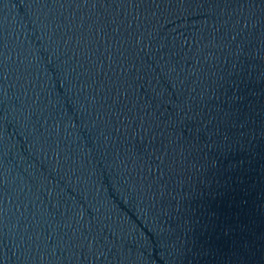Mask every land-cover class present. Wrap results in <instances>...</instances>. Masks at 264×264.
<instances>
[{
	"label": "water",
	"instance_id": "water-1",
	"mask_svg": "<svg viewBox=\"0 0 264 264\" xmlns=\"http://www.w3.org/2000/svg\"><path fill=\"white\" fill-rule=\"evenodd\" d=\"M0 264H264V0H0Z\"/></svg>",
	"mask_w": 264,
	"mask_h": 264
}]
</instances>
